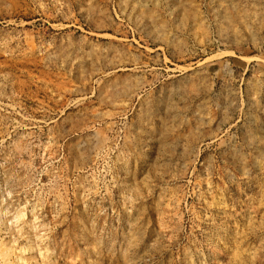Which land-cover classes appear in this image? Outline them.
I'll list each match as a JSON object with an SVG mask.
<instances>
[{
    "label": "rangeland",
    "instance_id": "rangeland-1",
    "mask_svg": "<svg viewBox=\"0 0 264 264\" xmlns=\"http://www.w3.org/2000/svg\"><path fill=\"white\" fill-rule=\"evenodd\" d=\"M0 264H264V0H0Z\"/></svg>",
    "mask_w": 264,
    "mask_h": 264
}]
</instances>
